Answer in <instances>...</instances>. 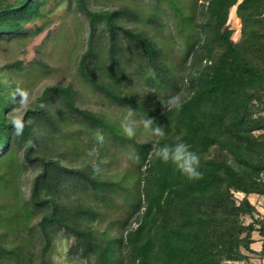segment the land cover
Wrapping results in <instances>:
<instances>
[{
	"label": "trees",
	"instance_id": "1",
	"mask_svg": "<svg viewBox=\"0 0 264 264\" xmlns=\"http://www.w3.org/2000/svg\"><path fill=\"white\" fill-rule=\"evenodd\" d=\"M42 1L0 3V37L3 34L24 35L26 31H21L20 25L26 19L39 18ZM169 1L176 7L174 0ZM75 2L86 26L85 47L77 61V79L94 93L110 97L114 93L110 79L105 75H96L90 68H95L96 37L99 33L104 35L107 61L111 68L118 69L121 43L132 37V31L113 23L112 18L116 15H135L124 8L108 13L95 12L87 7V0ZM206 2L207 7H203L192 0L183 1L182 9L188 4L191 9L185 10L187 13L179 21L185 33V49L182 59L175 63L179 73L178 83L173 88L180 93L182 83L195 87L191 95L184 96L180 109V113L195 121L193 132L198 126L216 128L209 153L201 159L203 177L189 181L191 190L181 193L168 187L162 172L133 173L134 198L139 203L143 198L146 201L137 206L141 212L134 220L136 229L129 232L128 227H123L122 236L115 240H108L106 235L93 236L88 228L72 227L62 219L54 218L65 237L71 240L69 254L76 255L87 264H117L121 260L120 243H138L141 238H146V244L139 245L136 250L140 256L137 264H248L252 255L264 258V216H260L249 201L250 195L264 197V0ZM233 7L240 21L237 42L232 41L233 31L228 26L229 11ZM15 15L19 17L18 23H13ZM199 36L201 43L197 46ZM35 65L48 69L47 64L40 60ZM182 68H185L184 71ZM14 70L22 72L25 68L20 63L1 68L2 72L12 73ZM5 90L8 97L0 98L1 111L14 106L9 87ZM45 93L55 96L70 114L79 118L84 127L122 134L118 125L109 118L80 105L79 94L72 84H53L45 89ZM40 101L35 106L30 105L26 120L31 118L34 123L46 114ZM157 109L158 105H155L146 109L145 113L152 118L151 113ZM172 120L171 113H165L160 125L165 128ZM10 127L0 115V148L8 142L6 130ZM53 128L60 132L58 125L53 124ZM17 140L23 147V163L34 172L28 199L35 207L39 208L46 202L37 198L40 189L55 196L61 189L81 187L85 191L99 192L98 198L103 204L106 201L102 200L109 199L101 192H127L119 184L98 179V174H93L89 165L69 167L57 158L49 157L47 139L35 136L32 124L25 127L23 135ZM136 147L139 157L144 149L150 153L152 160L158 161L152 155V141ZM108 152L104 148L97 162ZM141 184L144 187L140 189ZM236 194L241 196L238 200L235 199ZM11 212L6 205L0 206V222L8 225L15 223ZM76 212L83 217L96 216L81 208ZM244 217L250 222L245 224ZM40 231L42 244L38 256L31 257V264H52L50 251L54 238L45 227H41ZM254 232L258 233L262 242L258 253L250 248ZM151 247L158 249V259H151ZM19 256L16 249H5L0 243V264L5 260L19 262Z\"/></svg>",
	"mask_w": 264,
	"mask_h": 264
},
{
	"label": "rangeland",
	"instance_id": "2",
	"mask_svg": "<svg viewBox=\"0 0 264 264\" xmlns=\"http://www.w3.org/2000/svg\"><path fill=\"white\" fill-rule=\"evenodd\" d=\"M12 1L0 0V3ZM183 1L174 0L177 3L175 7L169 0H87V7L95 12L108 13L124 8L135 15H116L112 18L113 23L126 26L132 31V37L121 43L122 53L118 69L111 68L107 61V42L104 35L99 33L96 37L93 60L95 68H90L96 75H105L110 79L114 87V93L110 97L94 93L77 79V61L85 47L86 26L75 0H44L39 18L28 17L20 25V30L26 31L24 35L18 37L16 34H3L0 37V82L3 85L0 88V98L8 97L5 87H9L10 96L16 87H20L30 92L31 105L35 106L41 99L46 114L32 123L33 133L35 136L45 137L48 156L57 158L66 166L87 165L85 161L91 159L87 153L96 146L94 136L97 132L102 133L105 144L102 147L97 146L99 156L104 148L109 152L101 159L105 163L101 165L102 171L98 174V179L114 185L119 184L127 191L101 192L109 199L102 200L106 201L103 204L98 198L99 192L85 191L81 187L61 189L55 196L40 189L37 198L46 202L39 208L33 206L28 196L34 172L23 163V147L10 127L6 130L9 134L8 142L0 148V156L12 151L0 158V206L6 205L12 210L15 223L9 226L0 222V243L5 249H16L20 260H5L1 264H31V257L38 256L42 244L41 227H45L54 238L50 251L52 264H87L76 255L69 254L71 240L65 237L63 229L54 222V218H60L72 227L88 228L93 236L106 235L108 240L122 236L123 227H128L129 232L135 230L134 220L141 212L137 206L144 204L146 200L143 198L139 203L134 198L133 193L136 191L133 188V173L157 170L166 176L168 187L181 193L191 190L192 184L189 180L171 164L152 160L150 153H146L144 149L139 157L136 147L142 143L154 142V138L143 129L139 121L149 118L150 115L145 113L146 109L155 105H158V109L151 116L156 124L161 126L160 121L165 113H171L173 117L164 128L166 139L161 141L162 144H174L179 136L202 159L209 153V145L216 137V128L205 129L198 126L193 132L195 121L180 113V110H164L158 99V96L167 99L178 94L173 89L178 83L179 73L175 63L182 59L185 49V33L179 21L187 13L185 10L191 9L188 4L183 10ZM192 1L203 7L208 5V0ZM232 10L231 16V10L229 11L228 26L233 31L232 41L237 42L240 21L235 16V8ZM18 18L15 15L13 23H18ZM200 43L201 36L197 46ZM163 51L165 54L160 55ZM38 60L46 63L48 69L36 66L35 62ZM14 63H20L25 70H14L12 73L1 71L4 65ZM57 83L72 84L79 94V104L109 118L118 125L122 134L84 127L79 118L70 114L55 96L45 93L48 86ZM180 85L179 94L183 98L194 92L195 87H188L183 83ZM145 89H155L156 93L144 94ZM129 108L134 111L132 119L137 121L136 134L132 138L124 135L121 127ZM12 109H0V115L8 124L10 122L7 116ZM23 110L20 109L21 112ZM53 124L60 127V132L55 131ZM130 141H134L136 145ZM141 185L140 189L144 187V184ZM240 197L235 195L237 200ZM252 203L260 205L256 200H252ZM78 208L95 213V218L83 217L76 212ZM16 222L19 224L16 225ZM243 222L247 224L250 219L244 217ZM145 244L146 238H141L138 243H120L121 260L117 264H137L140 256L136 254V250L139 245ZM149 254L151 259L160 257L156 247H151Z\"/></svg>",
	"mask_w": 264,
	"mask_h": 264
},
{
	"label": "clouds",
	"instance_id": "3",
	"mask_svg": "<svg viewBox=\"0 0 264 264\" xmlns=\"http://www.w3.org/2000/svg\"><path fill=\"white\" fill-rule=\"evenodd\" d=\"M155 73L153 72V76ZM156 93L155 89H145L146 93ZM10 99L15 107L8 114L7 118L13 130V135L20 137L23 135L25 127L33 123L32 119H25L27 110L29 109L32 100L31 94L28 90L16 87ZM161 107L166 111L180 110L183 106L184 100L182 94H175L169 96L167 99H161L158 96ZM43 107V105H42ZM20 109H24L23 112ZM134 111L130 108L122 121L121 127L124 135L132 138L136 134L137 121L132 119ZM143 129L154 138L152 155L155 159L164 164H171L176 171L183 175L189 181L202 179L203 173L200 171L201 157L192 149V146L185 143L181 137L177 136L174 144L161 143L166 139V133L162 126L154 122L152 118H144L139 121ZM95 145L87 156L91 159L85 161L91 167L93 174H99L102 171L101 165L104 161L97 162L99 156V148L105 144V137L102 133L97 132L94 136Z\"/></svg>",
	"mask_w": 264,
	"mask_h": 264
},
{
	"label": "crops",
	"instance_id": "4",
	"mask_svg": "<svg viewBox=\"0 0 264 264\" xmlns=\"http://www.w3.org/2000/svg\"><path fill=\"white\" fill-rule=\"evenodd\" d=\"M252 200H256L260 205L255 206L257 212L259 213L260 216H264V197L262 196H257V195H250L249 196V201L252 203ZM253 204V203H252ZM252 238L254 242L251 244L250 248L258 253L261 250L262 247V242H261V237L258 235L257 232H254L252 234ZM250 264H264V258H260L258 256L252 255L249 259Z\"/></svg>",
	"mask_w": 264,
	"mask_h": 264
},
{
	"label": "bare ground",
	"instance_id": "5",
	"mask_svg": "<svg viewBox=\"0 0 264 264\" xmlns=\"http://www.w3.org/2000/svg\"><path fill=\"white\" fill-rule=\"evenodd\" d=\"M232 9H234V7L232 8ZM231 9V12H230V16L232 15V12H233V10Z\"/></svg>",
	"mask_w": 264,
	"mask_h": 264
}]
</instances>
